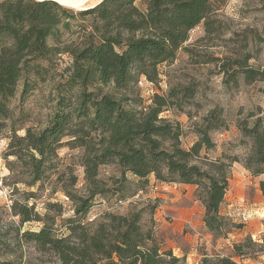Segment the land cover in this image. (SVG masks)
<instances>
[{
    "label": "trees",
    "instance_id": "16d2710c",
    "mask_svg": "<svg viewBox=\"0 0 264 264\" xmlns=\"http://www.w3.org/2000/svg\"><path fill=\"white\" fill-rule=\"evenodd\" d=\"M217 16L214 0H101L84 10L55 0H0V136L11 133L7 165L12 172L17 166L28 176L16 182L44 188L66 174L58 163L59 150L81 147L89 187L88 196L74 193L78 180L70 172V188L62 190L73 201L75 214L63 219L66 229L61 234L55 220L42 217L34 205L13 200L11 208L22 223L43 225L23 233L39 255L24 264H187L185 255L179 257L165 248L152 228H144L142 210L107 214L91 227L83 221L95 197L109 190L100 170L111 164L139 178L140 190L149 186L152 174L162 182L194 185L197 200L205 206L208 230L216 237L225 236L230 221L221 208L233 164L242 162L251 174H264L262 118L240 126L252 140L247 157L210 158L203 152L215 147L210 130L216 127L212 119L219 111L208 113L209 124L197 130L199 140L190 149L182 147L181 123L161 116L173 105L182 109L178 97L181 93L189 97L192 87L155 94L143 107L133 105L127 94L141 76L158 83L161 65L174 62L181 49L192 52L187 42L195 27L204 23L206 36L218 31ZM61 55L69 56L72 63L59 72L54 61ZM241 73L247 82L264 80V73L251 68ZM58 80L59 91L73 94L57 98L48 125L18 127L11 100L19 83L24 82L26 93L33 85ZM21 129L24 135H18ZM259 188L264 195V179ZM252 244L250 240L235 244L236 255L245 256L244 247ZM0 264L21 263L8 259ZM201 264L239 263L233 256L215 254L205 255Z\"/></svg>",
    "mask_w": 264,
    "mask_h": 264
},
{
    "label": "rangeland",
    "instance_id": "374dc122",
    "mask_svg": "<svg viewBox=\"0 0 264 264\" xmlns=\"http://www.w3.org/2000/svg\"><path fill=\"white\" fill-rule=\"evenodd\" d=\"M98 2L99 0H92L84 6H92ZM214 2L219 19L218 31L206 36L204 23L195 27L187 42L192 52L181 49L174 62L160 66L161 77L158 83L141 76L137 83L131 85L127 94L133 105L143 107L151 104L155 94L168 95L171 91L175 93V90L182 91L186 87H192L193 92L189 97H183V93L178 97L183 105L182 109L173 105L161 114L181 123L184 132L181 137L182 147L190 149L192 144L199 140L197 130L205 129L209 124L206 116L210 111L217 110L219 114L212 119V124L216 127L210 130L215 147L203 153L210 158L229 155L244 159L251 153L253 145L240 126H251L257 117L262 118L264 124V80L247 82L241 73L244 68L264 73V0ZM54 62L59 72L72 63L67 55L56 57ZM59 80L33 85L26 93H23L24 82L19 83L17 94L11 100L14 120L18 127L42 129L48 125L50 117L56 111L57 98L73 94V91H59ZM76 93L78 91L74 90V94ZM135 100L138 103L133 102ZM24 134L25 130L18 131V135ZM9 136V131L0 136V261L10 259L24 264L39 255L35 244L26 241L23 233L40 230L43 225L37 221L22 223L21 216L15 215L11 208L13 200L19 199L30 207L34 205V211L42 217L47 216L50 221L55 220L57 233L61 234L66 229L62 225L63 219L75 214L73 201L62 190L70 185V172H73L78 180L74 193L88 196L89 187L82 165L83 148L71 149L68 146L59 150L58 163L66 174L58 182L47 183L44 188L16 182L17 179H28V176L17 166L15 172H12L7 165L5 156ZM9 160L13 161L14 158L10 157ZM234 173L245 181V200L243 205L234 210L233 217L227 216L230 221L228 232L225 236L216 238L214 244L217 249L211 255H230L239 264H264V216L261 218L260 214L258 215V206L254 204L260 202L258 181L264 175L256 176L246 172L242 162L233 164L231 178ZM100 178L109 190L104 195L95 197L89 215L83 220L88 226L99 222L107 214L127 215L136 210L143 211L142 222L145 229L160 230L161 218L164 217L167 222H174V216L168 212L164 217L159 215L161 206L167 204L156 197L159 190H153L149 184L143 189L145 195L135 198L141 189L139 178L129 172L123 173L119 165H104L100 170ZM53 189H56V192H53ZM30 191L35 192V196L26 195ZM120 198H127L128 202L114 207L115 201ZM243 215L249 216L247 221L242 218ZM93 216L96 218L90 221ZM199 232V237L203 239L202 232ZM247 240L253 243L250 247H244L247 254L237 256L234 245ZM175 241L179 245L183 244L181 238L176 237ZM194 253L208 252L205 247L197 245ZM191 259L194 261L193 257ZM48 261L53 263L52 260Z\"/></svg>",
    "mask_w": 264,
    "mask_h": 264
},
{
    "label": "crops",
    "instance_id": "0c3cea01",
    "mask_svg": "<svg viewBox=\"0 0 264 264\" xmlns=\"http://www.w3.org/2000/svg\"><path fill=\"white\" fill-rule=\"evenodd\" d=\"M244 170L246 172L248 171L245 167ZM149 178L150 185L152 187L156 186L157 190H159L156 197H159L163 202L167 203L166 206H161L159 215L164 217L166 216V212H168L170 215L174 216L173 223L167 222L165 217L161 218V229L154 230L155 237H157L158 241L164 247L167 246L168 248H172L179 257L185 255L187 264L192 262L201 264V259H203L205 255L210 256L213 254V251L217 249L214 244L217 237L209 231L206 226L204 220L205 206H203L195 196L196 187L180 182H162L157 180L153 174L150 175ZM262 179H264V177L259 179L257 188L258 192L261 194L258 198L260 202L254 203L258 206L256 211L258 215L260 214L261 218L264 216V195L259 188V182ZM228 190L222 203L221 213L233 217L234 210L240 205H243L242 203L245 200L246 188L244 179L234 173L233 178H230ZM262 227H264V223ZM189 230L194 232H190ZM198 230L202 232L204 236L203 239L199 237L200 232ZM176 237L181 238L183 242L182 245H179L175 241ZM184 245H186L188 249H186ZM197 245L205 247L208 253H194L195 246ZM192 257L194 261L191 259Z\"/></svg>",
    "mask_w": 264,
    "mask_h": 264
},
{
    "label": "built area",
    "instance_id": "2783aa9c",
    "mask_svg": "<svg viewBox=\"0 0 264 264\" xmlns=\"http://www.w3.org/2000/svg\"><path fill=\"white\" fill-rule=\"evenodd\" d=\"M141 82V81H140ZM153 190H155V189H157V187L156 186H153V187H151ZM142 195H145V193H144V191L143 190H140L139 192H138V194L137 195H135V198H139V197H141ZM128 202V200H122V199H120V200H116L115 201V203H114V207H119L120 205H123V204H126ZM109 209H111V207L109 208ZM96 218V216H93L91 219H90V221L91 220H93V219H95ZM244 220H248V218H249V216H247V215H243V217H242Z\"/></svg>",
    "mask_w": 264,
    "mask_h": 264
},
{
    "label": "bare ground",
    "instance_id": "6f19581e",
    "mask_svg": "<svg viewBox=\"0 0 264 264\" xmlns=\"http://www.w3.org/2000/svg\"><path fill=\"white\" fill-rule=\"evenodd\" d=\"M60 3L66 4L67 6L71 5V6H84V4L89 3L92 0H57Z\"/></svg>",
    "mask_w": 264,
    "mask_h": 264
},
{
    "label": "water",
    "instance_id": "95a60500",
    "mask_svg": "<svg viewBox=\"0 0 264 264\" xmlns=\"http://www.w3.org/2000/svg\"><path fill=\"white\" fill-rule=\"evenodd\" d=\"M39 1V0H38ZM54 1V0H53ZM55 1H57V0H55ZM101 0H99V2H100ZM58 2V1H57ZM58 3H60V2H58ZM60 4H62V5H64V6H66V7H71V8H74V9H76V10H84V8H87V7H91V6H84V7H82V8H79V7H76V6H71V5H69V6H67L66 4H63V3H60ZM98 4V3H97ZM94 5H96V4H94ZM94 5H92V6H94Z\"/></svg>",
    "mask_w": 264,
    "mask_h": 264
}]
</instances>
